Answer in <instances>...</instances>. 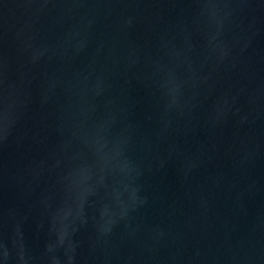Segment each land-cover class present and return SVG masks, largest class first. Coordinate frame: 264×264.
I'll use <instances>...</instances> for the list:
<instances>
[{
  "label": "water",
  "instance_id": "95a60500",
  "mask_svg": "<svg viewBox=\"0 0 264 264\" xmlns=\"http://www.w3.org/2000/svg\"><path fill=\"white\" fill-rule=\"evenodd\" d=\"M0 264H264V0H0Z\"/></svg>",
  "mask_w": 264,
  "mask_h": 264
}]
</instances>
